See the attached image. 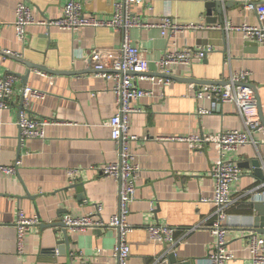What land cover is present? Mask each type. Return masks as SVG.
Returning a JSON list of instances; mask_svg holds the SVG:
<instances>
[{"label": "crops", "instance_id": "crops-1", "mask_svg": "<svg viewBox=\"0 0 264 264\" xmlns=\"http://www.w3.org/2000/svg\"><path fill=\"white\" fill-rule=\"evenodd\" d=\"M20 1L37 19L59 17L68 2L0 0V78L8 73L16 76L9 107L0 110V164L13 165L20 160L15 173L0 172V264H117L112 252L117 240L115 229L95 226L70 233L60 223L65 215L89 213L107 222L117 208V184L99 170L117 159V146L107 125L116 105L111 82L95 75L88 56L95 49H120L123 31L109 27L67 31L30 25L19 41L13 23ZM78 1L85 13L107 19L117 0ZM210 2L213 0H142L133 3L131 11L143 23H159L162 17L170 16L183 24L257 25L255 9L246 5L264 4V0H222L221 21L207 22V18L217 15L214 9L211 16L207 15L206 5ZM221 32L187 29L168 39L157 28L129 30L132 42L141 48V56L149 65L148 72L138 76L135 83L152 94L134 101L139 111L130 115L129 130L137 137L131 150L141 172L127 217L132 227L127 235L128 264H209L208 255L214 243L209 230L214 206L201 198L213 194L211 167L217 154L210 145L201 150L191 149L173 138L239 130L243 123L234 104L198 100L195 88L189 86L191 82L168 76L193 79L200 88L222 83L232 73L249 71L248 84L255 91L264 116V47L246 40L239 31ZM207 46L212 50L190 66L173 67L168 74L157 68L156 62L166 51ZM4 52L65 73L28 70ZM25 73V85L45 93L43 99L29 102L31 113L56 121L45 128L42 138L19 137L18 108L25 86L20 75ZM164 78H170V83L165 84ZM200 108L210 113L199 114ZM253 138L255 143L224 154L241 169L239 178L230 185L235 202L227 211L225 238L233 258L226 264H251L248 236L252 231L264 235L263 230L255 227L263 217L254 209L255 202L248 195L241 196L262 182L254 175L250 162L259 159L264 170V143L261 133H253ZM70 169L77 171L69 175ZM19 210L39 220L27 231L21 254L16 251L15 221ZM261 212L264 215V209ZM157 224L173 227L175 237L183 238L172 251L167 252L165 244L149 239L147 227ZM65 234L68 245L64 243ZM170 253L175 255V263ZM155 258L159 260L155 262Z\"/></svg>", "mask_w": 264, "mask_h": 264}, {"label": "built area", "instance_id": "built-area-1", "mask_svg": "<svg viewBox=\"0 0 264 264\" xmlns=\"http://www.w3.org/2000/svg\"><path fill=\"white\" fill-rule=\"evenodd\" d=\"M142 0H117L114 2L110 18H98L87 14L78 0H68L64 5L62 14L56 18L37 19L32 10L22 1L15 8V20L13 23L15 35L19 41L24 39L26 28L30 25H42L57 27L62 30L74 31L82 27H109L123 31V41L120 49L109 52L101 49L91 51L88 56L90 68L95 75L111 82V90L114 95L116 112L107 121L110 129V138L117 146V159L102 165L100 172L112 178L117 184V208L107 222L95 218L92 213L81 216L65 215L61 221L70 233L83 232L92 227H111L117 231V240L113 245V257L117 264H128L129 245L127 235L132 231L127 217L131 202L134 200L137 189V181L140 176V165L136 162L131 150V143L136 136L130 133V115L139 111L133 102L152 94V91L142 89L135 83L138 76L148 72V61L141 56V48L132 42L129 30L131 28H157L160 34L166 38H174L178 33L187 29H212L225 31H239L243 37L264 47V4L253 6L248 3L247 8L255 9L257 25L248 23L233 24L231 22L218 23L205 26L200 23L183 24L175 21L170 16H164L159 23H143L131 11L133 3ZM212 47H186L182 50L166 51L156 62L160 72L168 74L173 67L190 66L193 62L203 59ZM13 54V53H11ZM15 54V53H14ZM16 55V54H15ZM43 73V72H42ZM249 71L241 70L232 73L225 81L217 84H204L200 88L191 82L189 86L195 88V97L198 100L206 99L212 103H232L235 105L242 119L243 128L239 130H221L216 133L189 134L174 137L173 140L184 142L191 149L201 150L207 145L213 147L217 158L211 167V176L214 180V190L211 197H202L201 200L210 202L214 206L211 215L210 233L214 236V243L208 258L209 264H226L233 258V253L227 248L225 238L226 219L228 209L235 202L232 197L230 185L236 181L241 169L239 166L224 157L227 151H236L247 144L255 143L253 133H261L264 143V127L258 116L257 100L253 89L248 84ZM16 76L8 73L0 78V110L9 107V100L14 93ZM165 84L171 79L164 78ZM45 93L30 86H23L21 90L20 106L18 108L17 125L20 139L42 138L45 128L56 123L49 118H41L33 115L29 102L32 99H43ZM199 114L210 113V110L200 108ZM20 160L13 165L0 164V172L13 174ZM77 169H70L69 175H74ZM250 196L253 201L264 202V181L255 187L247 189L242 197ZM100 210V206L97 211ZM39 223L36 216H26L23 211L17 212L15 221L16 251L24 252L25 235L32 225ZM190 229L186 231L189 232ZM149 239L152 242L163 243L167 252L172 247L182 242L183 238L175 237V229L168 225H150L147 227ZM247 250L251 264H264V235L252 231L248 236ZM58 253V249L55 250ZM100 252V251H99ZM155 262L159 260L154 259ZM75 264V263H71Z\"/></svg>", "mask_w": 264, "mask_h": 264}, {"label": "water", "instance_id": "water-1", "mask_svg": "<svg viewBox=\"0 0 264 264\" xmlns=\"http://www.w3.org/2000/svg\"><path fill=\"white\" fill-rule=\"evenodd\" d=\"M223 2H222V0H213V3H208L207 5H206V8H207V15L208 16H211V15H209V14H211V9H214L215 11H216V13H217V15L215 16V17H213V18H207V22H216V21H218V20H220L221 21V17L223 16V14H224V11H223V4H222ZM225 7H227V5L225 6ZM222 32L221 33H223L224 34V32H225V30H221ZM4 54H6V55H8V56H11L13 59H15V60H17V61H20L21 63H23L24 65H26L27 66V68H28V70H30V69H32V68H34V69H37L38 71H44V72H48V73H50V74H60V73H65V72H63V71H51V70H49V69H45V68H43V67H39L38 65H33V64H31V63H28L27 61H25L24 59H22V58H20V57H18L17 55H15V54H11V53H6V52H4ZM93 71V70H92ZM78 72V71H77ZM81 72V71H80ZM94 72V71H93ZM28 73V72H27ZM27 73H25L24 75H20V77L22 78V80L24 81V82H22L24 85L26 84V80H25V78H26V74ZM168 77H170V78H173V79H181V80H185V81H189V82H194L193 81V79H187V78H179V77H173V76H168ZM254 91V90H253ZM254 94H255V97H256V100H257V108H258V116H259V119H260V121H261V123H262V125H263V127H264V116H263V114H262V111H261V108H260V105H259V101H258V98H257V95H256V93H255V91H254ZM250 165H251V167L253 168V170H254V175L260 180V181H264V170H263V168H262V164H261V162H260V160L259 159H257V158H255V159H252L251 160V162H250ZM253 202H255V203H253V205H254V209H256L257 211H259V214L261 215V216H263V217H261L260 219H259V221H258V223H255V227L256 228H260V230H263V232H264V229H261V228H263V226H264V215L262 214V209H264V202L263 201H253ZM60 225L63 227V228H65L64 227V225H63V223L61 222L60 223ZM257 230V229H256ZM259 230V229H258ZM64 243L66 244V245H68V243H69V239H68V236L65 234V236H64ZM170 259H171V261L172 262H176V259H175V255L174 254H172V253H170Z\"/></svg>", "mask_w": 264, "mask_h": 264}]
</instances>
